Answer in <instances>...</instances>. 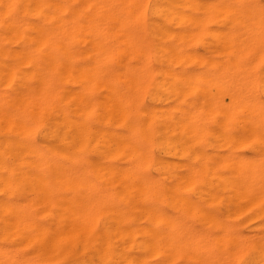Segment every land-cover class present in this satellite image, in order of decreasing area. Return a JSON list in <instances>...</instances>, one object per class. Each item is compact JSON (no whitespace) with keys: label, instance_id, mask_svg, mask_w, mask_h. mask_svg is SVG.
<instances>
[{"label":"bare ground","instance_id":"1","mask_svg":"<svg viewBox=\"0 0 264 264\" xmlns=\"http://www.w3.org/2000/svg\"><path fill=\"white\" fill-rule=\"evenodd\" d=\"M264 4V0H260ZM254 0H0V264H264Z\"/></svg>","mask_w":264,"mask_h":264},{"label":"clouds","instance_id":"2","mask_svg":"<svg viewBox=\"0 0 264 264\" xmlns=\"http://www.w3.org/2000/svg\"><path fill=\"white\" fill-rule=\"evenodd\" d=\"M259 6L264 9V4H261L260 0H254V6ZM262 26H264V20H262ZM247 147L241 149L239 145L233 148V153L239 158L242 151H250L254 153L255 164L246 170V178H250L252 181H259L262 188H264V115H261L260 122L256 127L247 135L246 139ZM212 264V262H209Z\"/></svg>","mask_w":264,"mask_h":264}]
</instances>
